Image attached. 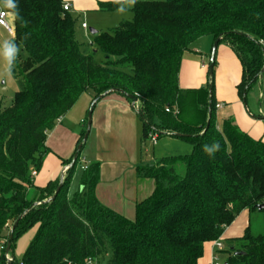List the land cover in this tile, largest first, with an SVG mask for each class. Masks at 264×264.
Masks as SVG:
<instances>
[{"label":"trees","instance_id":"obj_1","mask_svg":"<svg viewBox=\"0 0 264 264\" xmlns=\"http://www.w3.org/2000/svg\"><path fill=\"white\" fill-rule=\"evenodd\" d=\"M8 2L0 0V5L12 16L14 41L27 57L16 63L24 87L12 105L0 106V264H8L11 228L35 202L14 228L11 264H88L89 259L93 264H197L205 244L220 238L243 210L264 216V209L257 208L264 202V142L251 138L232 118L217 123L214 74L197 91L201 124L183 120L181 111L165 110L181 99L183 53L206 35H221L237 52L243 66L238 90L246 99L263 75L264 0L137 1L131 19L95 35L97 50L92 52L81 48L78 19L64 9L63 0H11L12 8ZM102 6L122 7L118 2ZM98 50L101 61L95 59ZM113 89L131 102L128 94L138 97L144 138L150 131L169 132L190 142L191 153L138 168L155 180V188L137 203L134 219L98 200V163L83 169L80 189L69 195L80 153L55 199L44 202L59 181L35 188L31 170L42 165L48 133L82 94L92 90L96 98ZM35 226L18 260L16 240ZM228 242L226 264H264V229L254 235L247 228Z\"/></svg>","mask_w":264,"mask_h":264},{"label":"crops","instance_id":"obj_2","mask_svg":"<svg viewBox=\"0 0 264 264\" xmlns=\"http://www.w3.org/2000/svg\"><path fill=\"white\" fill-rule=\"evenodd\" d=\"M137 1L145 0H63V5H69V12L77 17L82 30L87 32L90 28V31L95 29L100 33L103 18L111 13L116 17L114 25H118V14L126 10L132 11ZM108 2H118L122 7L115 11L106 10L102 4ZM9 19H13L11 15ZM83 23L87 24L86 28L82 27ZM11 35L14 39V35ZM214 41L215 38L211 35L200 37L183 53L178 75L181 99L175 104L178 107L180 105V116L185 121L191 122V118L188 119L186 115L187 103H184V97L188 96L189 109L191 107L195 110L193 116L197 118L196 123L202 122L201 95L197 91L208 86V58H211ZM215 55L214 98L221 105L216 107L217 123H221L224 117L232 118L243 132L264 142V73L247 92L246 99H243L238 90L243 66L237 52L227 40H221ZM94 94H82L75 105L62 116L61 122L48 133L45 143L47 153L42 165L38 170H31L35 188L46 187L50 182L60 183L67 176L69 169L66 172L64 169L71 164L88 129L89 106L95 98ZM132 104L118 92L108 93L97 101L89 134L85 142L82 141L79 161L72 170L68 190L69 195H73L80 189L84 163H98L99 180L95 188L98 200L129 219L135 218L137 203L149 197L155 188V180L140 174L138 168L164 158L155 156L154 145L152 154H149L143 136V122ZM162 135L173 136L169 132ZM33 172H36L34 176ZM30 193L34 194L35 190L30 188ZM253 212L243 210L225 228L221 236L225 247L222 254L227 252L229 255L226 251L229 248L228 241L242 237L247 228L250 229ZM3 241H0V247ZM213 250V242H207L197 264H211Z\"/></svg>","mask_w":264,"mask_h":264},{"label":"rangeland","instance_id":"obj_3","mask_svg":"<svg viewBox=\"0 0 264 264\" xmlns=\"http://www.w3.org/2000/svg\"><path fill=\"white\" fill-rule=\"evenodd\" d=\"M118 15L120 16L119 17L120 21H118L119 24L122 20L131 19L133 13L130 10H126L124 13L122 12V14H118ZM105 18H103L102 21L100 22L101 24L99 29L100 32H109L115 26H117L114 25L116 19L114 15L110 13ZM10 22L13 29L12 34L14 35L13 19H10ZM96 34L91 33L90 28L87 30V32H85V30H82L81 25L78 22L77 40L80 42L81 48L85 52H92L97 50V47L93 42ZM13 47L16 49V51H11ZM26 57H27L26 50L23 47L16 45L11 33L4 27L0 26V106L6 107L12 105L16 92L22 90V88L24 87L23 80L16 70V63L20 62L22 59H25ZM95 59L96 61H101L104 59L103 54L99 50L95 54ZM208 61H210V58H208ZM86 93L92 95L93 91L89 90ZM184 100H185L184 103H187V106L185 107H186V115L188 119L191 118V122H197V118L193 116L195 115V110L191 107L189 109L188 103H190V98L188 96H185ZM86 118L87 116H85V119ZM146 145L149 154H152L153 145H151L150 142H147ZM192 149L193 146L190 142L184 139L176 138L173 136H167V135H161L157 143L154 145L155 156H157L158 158H162L165 156L168 157V156L186 155L191 153ZM250 223H251L250 231L252 234L257 235L263 232L264 229L263 213L261 211H254ZM36 229L37 226L33 227L30 231H28L27 233H25L16 240L15 256L18 260H21L23 258L30 244V241L32 240L36 232ZM226 251H228V249H226ZM0 254H1V247H0ZM228 256L229 255L227 254V252L223 254L221 253L220 256L221 264H224L226 262Z\"/></svg>","mask_w":264,"mask_h":264},{"label":"water","instance_id":"obj_4","mask_svg":"<svg viewBox=\"0 0 264 264\" xmlns=\"http://www.w3.org/2000/svg\"><path fill=\"white\" fill-rule=\"evenodd\" d=\"M91 33H93V34H96L97 33V31L95 30V29H91ZM221 35H219L216 39H215V41H214V44H213V48H212V53H211V58H210V62H209V79L211 80V77H212V75L214 74V65H215V54H216V50H217V46H218V43H219V41L221 40ZM262 72L264 73V68H263V70H262ZM112 91H116L115 89H113V90H110V91H108L109 93L110 92H112ZM107 92V93H108ZM107 93H105V94H107ZM209 93H210V95L212 94V84H211V82L209 83ZM128 96L131 98V99H133V107L135 108V110L137 111V113H138V110H137V107H136V103L138 102V97L136 96V95H133V94H128ZM103 97V95H100V96H98V97H96L93 101H92V103H91V106H90V108H89V113H88V129H87V131H86V133H85V136H84V138H83V142H85V140L87 139V136H88V134H89V129H90V126H91V118H92V113H93V109H94V106H95V104L97 103V101L99 100V99H101ZM211 103L209 104V109L211 110ZM139 114V113H138ZM209 123H210V121L208 120L207 121V127L209 126ZM177 135H179V136H182V134H177ZM83 142L79 145V147H78V149H77V151H76V153H75V155H74V158H73V160H72V162H71V164L69 165V168L71 167V166H73V164L75 163V161H76V159H77V157H78V155H79V153L81 152V149H82V146H83ZM63 181H64V178H62L61 179V181H60V183H59V186H58V188L56 189V192L54 193V195L53 196H51L50 198H48L46 201H44V202H51V201H53L54 199H55V197H56V195L58 194V192L60 191V189H61V187H62V185H63ZM37 204H39V202H35L30 208H28L20 217H19V219L14 223V225H13V227L11 228V230H10V235H9V240H8V242H7V246H6V257H7V260H8V264H11L10 263V261H11V259H10V256H9V251H10V245H11V239H12V237H13V232H14V228L16 227V225L18 224V222L23 218V216L33 207V206H35V205H37ZM257 208L259 209V210H263L264 209V202L263 203H261V204H258L257 205ZM244 252H242V251H236L235 252V255H241V254H243ZM224 264H226V263H224Z\"/></svg>","mask_w":264,"mask_h":264},{"label":"built area","instance_id":"obj_5","mask_svg":"<svg viewBox=\"0 0 264 264\" xmlns=\"http://www.w3.org/2000/svg\"><path fill=\"white\" fill-rule=\"evenodd\" d=\"M64 9L69 11L70 10L69 5H64ZM0 26L4 27L10 33H12L13 29H12V25H11V22L9 19V13L2 6L0 7ZM82 27L86 28L87 24L83 23ZM216 107L219 108V107H221V105L217 104ZM165 110L167 112H172L174 115H179V113H180V109L176 104L173 106H170V105L166 106ZM61 119H62V117L58 118L57 123L61 122ZM158 139H159V133L157 131H150L147 134L145 141L150 142L151 145H155L157 143ZM87 166H88V164L84 163L83 168L86 169ZM68 169H69V166L65 167L64 172H66ZM35 174H36V172H33V176ZM1 247H3V243L1 245ZM213 248H214V250H213L211 264H221L220 256H221V253L223 252V250L225 249L221 237L213 241ZM88 264H93L91 259L88 260Z\"/></svg>","mask_w":264,"mask_h":264},{"label":"clouds","instance_id":"obj_6","mask_svg":"<svg viewBox=\"0 0 264 264\" xmlns=\"http://www.w3.org/2000/svg\"><path fill=\"white\" fill-rule=\"evenodd\" d=\"M8 4H11V7L10 8L15 7V5L11 2V0H9ZM11 51H16V49L13 47L11 49Z\"/></svg>","mask_w":264,"mask_h":264}]
</instances>
